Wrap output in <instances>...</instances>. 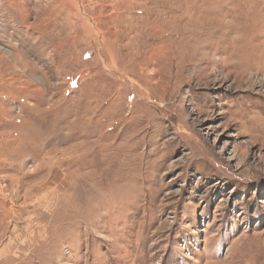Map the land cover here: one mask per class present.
Returning a JSON list of instances; mask_svg holds the SVG:
<instances>
[{
	"label": "rangeland",
	"instance_id": "1",
	"mask_svg": "<svg viewBox=\"0 0 264 264\" xmlns=\"http://www.w3.org/2000/svg\"><path fill=\"white\" fill-rule=\"evenodd\" d=\"M0 264H264V0H0Z\"/></svg>",
	"mask_w": 264,
	"mask_h": 264
}]
</instances>
